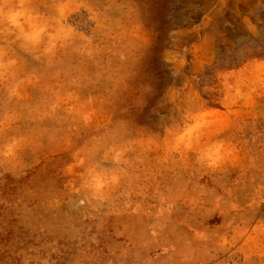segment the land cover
Returning a JSON list of instances; mask_svg holds the SVG:
<instances>
[{"label": "rangeland", "instance_id": "374dc122", "mask_svg": "<svg viewBox=\"0 0 264 264\" xmlns=\"http://www.w3.org/2000/svg\"><path fill=\"white\" fill-rule=\"evenodd\" d=\"M0 264H264V0H0Z\"/></svg>", "mask_w": 264, "mask_h": 264}]
</instances>
